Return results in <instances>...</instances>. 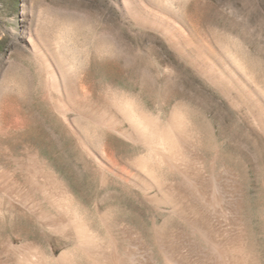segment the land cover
Returning <instances> with one entry per match:
<instances>
[{
  "label": "rangeland",
  "instance_id": "374dc122",
  "mask_svg": "<svg viewBox=\"0 0 264 264\" xmlns=\"http://www.w3.org/2000/svg\"><path fill=\"white\" fill-rule=\"evenodd\" d=\"M226 59L264 88V0H0V175H14L30 193L43 165L88 218L105 199L103 210L149 235L151 207L121 189L102 191L91 157L109 151L125 162L141 147L95 122L84 105L124 97L165 120L177 107L209 157H251L264 172V147L244 143L222 91ZM251 193L248 248L264 264L262 197ZM16 206L0 194L1 260L12 257L1 250L11 242L58 246V254L72 248Z\"/></svg>",
  "mask_w": 264,
  "mask_h": 264
},
{
  "label": "bare ground",
  "instance_id": "6f19581e",
  "mask_svg": "<svg viewBox=\"0 0 264 264\" xmlns=\"http://www.w3.org/2000/svg\"><path fill=\"white\" fill-rule=\"evenodd\" d=\"M228 62L221 74L228 86L222 91L245 132L244 143L264 147V88L253 82L243 65L238 68L235 59ZM84 110L95 122L141 147L136 157L125 162L109 151L91 157L102 191L121 189L151 207L149 235L103 210L105 199L96 202L94 217L88 218L74 194L41 165L30 193L23 191L14 175L4 174L0 194L56 236L58 244L70 242L72 248L58 254L60 247L51 244L48 252L36 244L32 250L15 248L11 242L1 250L12 257L0 259V264H255L248 248L250 196L252 190L260 192L264 230V172L253 158L223 160L219 150L209 157L201 148L199 133L177 107L166 120L124 97L87 102ZM242 145L240 141L236 147Z\"/></svg>",
  "mask_w": 264,
  "mask_h": 264
}]
</instances>
